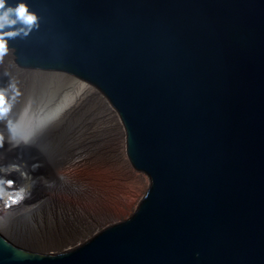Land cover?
<instances>
[{
  "label": "water",
  "instance_id": "obj_1",
  "mask_svg": "<svg viewBox=\"0 0 264 264\" xmlns=\"http://www.w3.org/2000/svg\"><path fill=\"white\" fill-rule=\"evenodd\" d=\"M21 2L13 63L97 90L148 189L62 252L0 234V264H264V0Z\"/></svg>",
  "mask_w": 264,
  "mask_h": 264
},
{
  "label": "bare ground",
  "instance_id": "obj_2",
  "mask_svg": "<svg viewBox=\"0 0 264 264\" xmlns=\"http://www.w3.org/2000/svg\"><path fill=\"white\" fill-rule=\"evenodd\" d=\"M30 89L63 95L64 109L78 106L113 165L140 182V188L134 192L94 205L87 202L85 209L78 208L81 205L76 202L75 222L72 220L69 234L66 228L60 229L67 223L57 217L54 206L65 203L60 200L61 194L79 181V171L71 158L82 153L71 154L56 147L45 132L39 133L33 124L23 120L24 100ZM0 91L4 92L9 108L0 116V234L4 238L28 250L49 253L94 228L99 231L107 223L128 217L148 185L129 164L123 129L97 90L64 74L19 68L8 50L0 59ZM71 148L73 145L68 146ZM120 214L123 215L119 217ZM52 222L56 226H51Z\"/></svg>",
  "mask_w": 264,
  "mask_h": 264
},
{
  "label": "trees",
  "instance_id": "obj_3",
  "mask_svg": "<svg viewBox=\"0 0 264 264\" xmlns=\"http://www.w3.org/2000/svg\"><path fill=\"white\" fill-rule=\"evenodd\" d=\"M63 106V95L34 89H30L24 100L27 120L34 124L51 122L56 135L76 140L88 157L87 162L80 167L83 185L75 193L63 198L74 197L73 200L81 205H78V208H84L87 202L94 205L105 198L107 200L138 190L140 182L119 171L109 160L80 108L64 109ZM67 205L65 201L58 208L59 219L63 222H68Z\"/></svg>",
  "mask_w": 264,
  "mask_h": 264
},
{
  "label": "rangeland",
  "instance_id": "obj_4",
  "mask_svg": "<svg viewBox=\"0 0 264 264\" xmlns=\"http://www.w3.org/2000/svg\"><path fill=\"white\" fill-rule=\"evenodd\" d=\"M73 107H78V106L74 105ZM22 118H23V120H26V122L28 124H33V127L37 128V130H38L39 133L42 132V131L45 132L50 137L51 143L53 145H55L56 147H58V148H64L66 150V152L71 153V154H75L77 151H80L82 153L81 155H79V156H77L75 158H73V157L71 158V160L75 162V168L78 169V171H79V175H80L79 181L75 185H72L67 191L63 192L61 194V196H60V200L61 201H63V202L64 201H67V204H68L67 205L68 212H70V214H68V220H69L70 223L69 224H68V222H66L67 224H64L63 223V226H60V223L58 225L60 226V229L62 231L65 230L64 228H66L65 231L69 234L71 232V231H69V230H71V225H72L71 223H74L75 222V215L74 214L76 213L75 211L77 210V205H76V201L73 200L74 197L66 198V199L63 198V197L66 196V195H70V194L75 193L83 185V181H82V176L83 175H82V171H81V168L80 167L87 162L88 157H87L86 153L84 152V150L81 148L80 144L76 140H71V139H68L66 137H60V136L56 135L54 133V131L52 130V124H51V122L46 121V122H43L41 124H34V123L30 122L29 120H27V118L25 117V110H24V114H23ZM69 145H73V147L75 149L74 148L68 149V146ZM123 184H124V181H123ZM62 198H63V200H62ZM105 200H106V198H105ZM105 200H104V202H105ZM60 204L61 203H58L57 205L54 206V213H57V217L58 218H59V216H58V208H59ZM125 212L126 211H124L123 213H125ZM125 214H127V212ZM121 215H123V214H120L119 217H121ZM122 219H125V218H122ZM72 220L74 222H72ZM120 220H121V218H120ZM53 222H55V221H53ZM53 222H52L51 226H56L55 223H53ZM107 224H110V223H107ZM97 230H98L97 228H94V229H92L90 231V233L89 232H86L87 234H85V236H83V235L82 236L81 235L80 236H77V235H79V234H77L78 232H76V233L74 232V234H77L76 235L77 237L75 236L76 237L75 240H73V241L70 240L68 243H66L64 245H61V246L55 248L53 251H48V252L49 253H56V252H59V251L62 252L63 250L71 249V248L74 247L73 245H75V244L83 241L85 238H87L90 235H92L95 232H97ZM53 234L56 235L57 232H55ZM71 235H73V233H71ZM71 235H68V236H71ZM82 237H84V238H82Z\"/></svg>",
  "mask_w": 264,
  "mask_h": 264
},
{
  "label": "clouds",
  "instance_id": "obj_5",
  "mask_svg": "<svg viewBox=\"0 0 264 264\" xmlns=\"http://www.w3.org/2000/svg\"><path fill=\"white\" fill-rule=\"evenodd\" d=\"M6 0H0V59L8 51V40L15 35L24 33L27 35L31 31L32 27L37 24L38 17L34 12L29 11L28 5L25 3H18L15 7H5ZM17 23L23 27L15 29ZM6 28H12L13 31H5ZM27 29L25 31L24 29ZM9 110L6 104V98L3 91H0V116H3ZM16 132L15 129L12 130ZM9 184L11 182L9 181Z\"/></svg>",
  "mask_w": 264,
  "mask_h": 264
}]
</instances>
